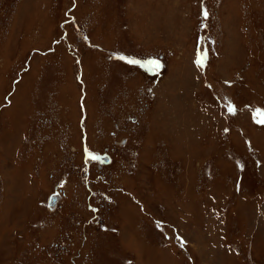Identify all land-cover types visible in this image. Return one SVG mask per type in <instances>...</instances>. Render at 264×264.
<instances>
[{"label": "rangeland", "instance_id": "374dc122", "mask_svg": "<svg viewBox=\"0 0 264 264\" xmlns=\"http://www.w3.org/2000/svg\"><path fill=\"white\" fill-rule=\"evenodd\" d=\"M0 264H264V0H0Z\"/></svg>", "mask_w": 264, "mask_h": 264}, {"label": "water", "instance_id": "95a60500", "mask_svg": "<svg viewBox=\"0 0 264 264\" xmlns=\"http://www.w3.org/2000/svg\"><path fill=\"white\" fill-rule=\"evenodd\" d=\"M56 201V195L50 196L47 200L49 204H52Z\"/></svg>", "mask_w": 264, "mask_h": 264}, {"label": "snow or ice", "instance_id": "6c2138e0", "mask_svg": "<svg viewBox=\"0 0 264 264\" xmlns=\"http://www.w3.org/2000/svg\"><path fill=\"white\" fill-rule=\"evenodd\" d=\"M204 15L207 16V13L205 12ZM118 58H119V59H124V57H122V56H121V57H118ZM129 63H135V61H131V60H130ZM197 63H199V61H197ZM157 66H159V65H158V62H157Z\"/></svg>", "mask_w": 264, "mask_h": 264}, {"label": "bare ground", "instance_id": "6f19581e", "mask_svg": "<svg viewBox=\"0 0 264 264\" xmlns=\"http://www.w3.org/2000/svg\"><path fill=\"white\" fill-rule=\"evenodd\" d=\"M61 194V193H60ZM58 195V194H57ZM63 199V196L62 195H58L57 198H56V202H59Z\"/></svg>", "mask_w": 264, "mask_h": 264}, {"label": "flooded vegetation", "instance_id": "af4514ba", "mask_svg": "<svg viewBox=\"0 0 264 264\" xmlns=\"http://www.w3.org/2000/svg\"><path fill=\"white\" fill-rule=\"evenodd\" d=\"M58 203V202H57Z\"/></svg>", "mask_w": 264, "mask_h": 264}]
</instances>
